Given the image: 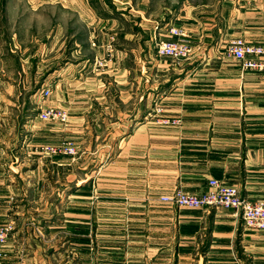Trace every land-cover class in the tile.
<instances>
[{"label": "crops", "instance_id": "0c3cea01", "mask_svg": "<svg viewBox=\"0 0 264 264\" xmlns=\"http://www.w3.org/2000/svg\"><path fill=\"white\" fill-rule=\"evenodd\" d=\"M134 2L129 19L94 30L99 45L116 39L110 70L90 69L100 45L49 73L63 88L48 106L68 124L1 109L0 223L13 232L0 264H264V231L234 210L160 202L206 193L211 179L264 199V72L226 54L238 38L264 45V0ZM171 27L188 34L189 59L158 56ZM64 139L76 157L38 152Z\"/></svg>", "mask_w": 264, "mask_h": 264}, {"label": "rangeland", "instance_id": "374dc122", "mask_svg": "<svg viewBox=\"0 0 264 264\" xmlns=\"http://www.w3.org/2000/svg\"><path fill=\"white\" fill-rule=\"evenodd\" d=\"M136 4L134 0H0V117L5 115L1 109L14 107L38 118L43 110L53 108L48 106L53 100L61 103L54 92L57 86L63 88L62 83L57 77L54 84L49 73L76 65L81 54L93 58L92 47L101 45L104 52L90 63V69L110 70L116 39L109 34L99 45L94 30L111 26L119 18L129 19V10L138 9ZM79 86V82L68 84L69 88ZM47 89L52 92L48 98L44 96ZM2 156L0 149V164Z\"/></svg>", "mask_w": 264, "mask_h": 264}, {"label": "built area", "instance_id": "2783aa9c", "mask_svg": "<svg viewBox=\"0 0 264 264\" xmlns=\"http://www.w3.org/2000/svg\"><path fill=\"white\" fill-rule=\"evenodd\" d=\"M169 34L173 39L158 38L156 40L155 45L158 56L174 61L189 59L193 48L188 34L184 30L174 27L169 29ZM226 54L229 59L236 61L245 71L264 72V45L251 44L244 39L238 38L230 42L226 49ZM111 61L112 58L109 57L107 62ZM51 94L52 92L49 89L44 91V96L47 98ZM39 119L44 122L66 125L69 122V114L58 108H47L39 114ZM159 123L166 126H181L182 120L165 117L161 118ZM38 152L48 157H76L78 148L75 142L64 140L55 145L41 146L38 148ZM209 186V191L203 194H191L177 189L170 195L161 197L160 202L187 209L212 207L215 209L234 210L241 216L247 230L264 231V199L251 200L244 197L237 186L228 185L218 179H211ZM12 232V223H0V260L6 257L5 248Z\"/></svg>", "mask_w": 264, "mask_h": 264}]
</instances>
